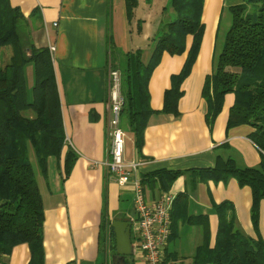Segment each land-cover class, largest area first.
Wrapping results in <instances>:
<instances>
[{
    "label": "crops",
    "instance_id": "0c3cea01",
    "mask_svg": "<svg viewBox=\"0 0 264 264\" xmlns=\"http://www.w3.org/2000/svg\"><path fill=\"white\" fill-rule=\"evenodd\" d=\"M141 1L145 2L137 0L129 21L124 0H8L28 20L27 34L33 46L53 48L49 52L66 141L60 157L47 159L45 173L38 168L32 152L29 153L44 212V264L121 263L110 250L107 229L112 228L114 220H131L132 189L130 185L119 186L104 164L109 144L108 69L111 66L120 72L126 53L137 49L142 51L144 60L145 44L155 39L163 24L172 19L170 13L164 12L166 7L160 10L158 3L159 9L151 5L152 18L140 25L143 19L136 13ZM231 3L235 4L234 0ZM225 6L226 0H203L201 20L212 15L211 33L219 29ZM212 37L205 41L202 38L189 74L181 83L177 116L160 111L170 77L181 70L186 51L179 55L161 54L147 81L148 103L154 113L144 128L140 153L127 125L121 128L125 134L124 158L146 162L136 171L138 178L158 168L182 172L167 191L176 199L171 220L174 234L167 254L178 264L190 261L206 229L209 244L213 245L218 222L213 204L231 203L237 224L247 235L255 237L250 219V188L239 186L233 178L198 181L190 171L212 167L216 156L229 157L238 167H256L261 159L260 150L249 137L254 130L251 126L227 128L234 96L226 95L221 111L210 125L205 121L202 87L213 68ZM190 42L191 37L187 36L186 50ZM28 79L33 81L31 72ZM69 148L76 157L65 176L64 156ZM159 194L156 189L144 191L147 200ZM189 217H194L191 224L187 221ZM200 217L206 220L200 223ZM258 228L264 240V200L259 206ZM131 240L133 243V236ZM129 257L133 264H143L140 256L136 260ZM29 258L28 246L21 244L5 260L7 264H28Z\"/></svg>",
    "mask_w": 264,
    "mask_h": 264
},
{
    "label": "trees",
    "instance_id": "16d2710c",
    "mask_svg": "<svg viewBox=\"0 0 264 264\" xmlns=\"http://www.w3.org/2000/svg\"><path fill=\"white\" fill-rule=\"evenodd\" d=\"M124 4L130 21L137 0H124ZM202 4L203 0H171L175 17L164 23L153 39L156 44L150 59L143 61L140 49L125 55L120 68L123 100L120 121L126 122L139 153L147 120L154 113L147 93L151 71L163 52L170 55L185 52V38L191 35L185 62L179 73L170 77V87L164 92L160 111L178 115L181 83L199 50ZM229 9L231 24L221 50L214 57L212 72L206 76L202 87L205 121L208 125L212 123L222 109L224 95L231 92L234 99L228 111L227 128L251 126L254 130L249 137L260 150L261 159L256 167H238L231 158L216 156L212 167L190 171L198 181L219 182L233 178L239 186L250 188V219L255 237L247 235L237 224L231 203L213 204L218 220L214 243L209 244L206 229L202 243L187 264H264V240L258 228L259 206L264 200V0H241ZM27 26L28 20L19 9L10 6L8 0H0V48L11 47L9 60L0 65V264H7L5 258L21 244L29 248L28 264H44V212L29 153L32 152L38 168L45 173L47 159L60 157L66 143L51 55L48 48L33 46L25 30ZM27 63L33 67L30 100L23 70ZM75 157L69 148L64 156L65 176ZM181 174L180 170L158 168L142 173L140 181L144 191L167 192ZM193 219L189 217L187 221L191 224ZM200 219V223L206 220ZM107 231L110 250L115 254L113 229ZM173 234L171 224L170 239ZM124 264H133L131 257H125Z\"/></svg>",
    "mask_w": 264,
    "mask_h": 264
},
{
    "label": "built area",
    "instance_id": "2783aa9c",
    "mask_svg": "<svg viewBox=\"0 0 264 264\" xmlns=\"http://www.w3.org/2000/svg\"><path fill=\"white\" fill-rule=\"evenodd\" d=\"M50 51L53 48L50 47ZM109 144L107 160L104 163L108 175L115 178L119 186L130 185L132 189L133 214L130 234L133 236V250L143 264H178L167 254L171 235V210L175 195L161 192L156 198L147 200L140 178L135 173L146 162L130 161L124 158L125 134L120 127L122 97L120 95V72L109 67Z\"/></svg>",
    "mask_w": 264,
    "mask_h": 264
},
{
    "label": "rangeland",
    "instance_id": "374dc122",
    "mask_svg": "<svg viewBox=\"0 0 264 264\" xmlns=\"http://www.w3.org/2000/svg\"><path fill=\"white\" fill-rule=\"evenodd\" d=\"M170 1L171 0H156V3L155 2L153 3V0H149V1L145 0V2L141 1V6H140V8L137 11L136 16H138L141 20L143 19L145 21L142 20L141 22H139V24L141 25V24L145 23L146 21H148V20H150L152 18L151 15H153V12H152L151 7L153 5H155L156 8L159 9L158 5L160 4V6H161L160 10H162V7L165 6L166 9H165L164 12L165 13H170L171 14V18H174L175 15L172 12V9L170 7ZM234 2L236 3L235 0H234ZM238 2H241V0H237V3ZM137 4H136V7L134 9L137 8ZM231 4H232L231 0H226V6L223 8V11H222L221 16H220L219 29L217 30V28H216L215 31H213L212 33L210 32V27H211L210 24L212 22V15L210 14L209 17H207L205 19V21L204 20L202 21L201 17H200L201 23L203 25V31H202V35H201V38H200L199 48H200V45H201L202 38L205 41V39L207 37L210 38L211 35H213L212 41H213L214 54L216 56L219 53V51L221 50V47L223 45L224 36L226 34V31L228 30V28H229V26L231 24V13H230V9H229ZM202 7H203V4H202ZM133 12H134V10H133ZM201 12H202V9H201ZM25 30H27V29H25ZM187 36L191 37V42H190V45H189L187 50H186V47H185L186 53L190 49V46H191V43H192V36L191 35H187ZM152 40H153V38L150 39V42H147L145 44V46H144L145 49H144V57H143L144 60L143 61H145V60L148 61L150 59V57H151V53L155 49L156 42L154 40V43H152ZM185 42H186V38H185ZM205 45H206V42H205ZM207 45H209V44L207 43ZM10 55H11V47L10 46H5V47L0 48V65L6 64L7 60H9L8 58H9ZM184 62H185V60H184ZM23 70H24V77H25V80H26V82H25L26 93H27L28 99L30 100L31 99V90H30V88H32L31 86L33 85V81L30 82L28 78H29V73L30 72L32 73V78H33V67H32V65L30 63H27L26 65L23 66ZM226 95H232L233 96V94L231 92L226 93L224 95V98H223V103L226 100ZM125 126H126V122L125 121H121L120 127L124 129ZM33 168L35 169L34 165H33ZM132 256H133L134 260L139 258L137 253H134V255H132Z\"/></svg>",
    "mask_w": 264,
    "mask_h": 264
},
{
    "label": "water",
    "instance_id": "95a60500",
    "mask_svg": "<svg viewBox=\"0 0 264 264\" xmlns=\"http://www.w3.org/2000/svg\"><path fill=\"white\" fill-rule=\"evenodd\" d=\"M114 234L115 255L120 264H124L125 257L134 254L133 243L130 235V224L125 220H114L111 222ZM115 264V263H114Z\"/></svg>",
    "mask_w": 264,
    "mask_h": 264
}]
</instances>
